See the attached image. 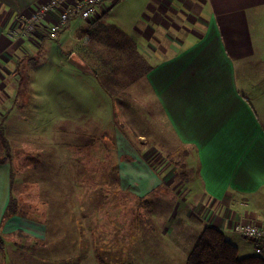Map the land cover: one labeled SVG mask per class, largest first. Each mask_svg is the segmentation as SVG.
<instances>
[{
    "label": "crops",
    "instance_id": "0c3cea01",
    "mask_svg": "<svg viewBox=\"0 0 264 264\" xmlns=\"http://www.w3.org/2000/svg\"><path fill=\"white\" fill-rule=\"evenodd\" d=\"M46 1L0 0V110L9 107L11 90H19L14 78L20 63L35 60L29 57L31 49L46 48L59 54L73 41L70 58L74 55L81 68L92 71L100 83L101 74L96 75V70L104 76L109 71L115 75L113 69L126 63V57L119 60V55L132 49L151 70L119 95L101 86L117 101L119 110H134L137 100L150 95L155 108L150 114L144 110L142 116L146 137L151 132L153 138L142 143L145 154L132 138L123 135L128 145L124 156L119 154L118 172L107 177L99 172L75 175L83 180L117 181V190L88 183V188L80 184L74 187L82 188L55 193L65 197L60 202L68 207L82 206L78 220L88 228L87 235L85 227L75 234L68 221H55L54 209L50 232L47 224L27 220L19 213L7 216L11 178L8 169L0 171V177L7 178L0 202V238L5 245L0 264H57V251L79 237L89 243L91 234L112 235L101 244L110 247L108 253L116 255V264H187L206 226L221 229L230 241L232 236L240 237L233 230L234 222H264V0H106L92 20L71 17L56 39L45 30L55 14L28 37L10 38L9 29H19L23 19ZM107 28L114 31L115 38L105 32ZM49 41L53 42L47 44ZM142 81L140 89L134 88ZM57 100L52 94L53 108L71 107ZM79 105L86 109L83 103ZM167 132L178 139L171 150L163 144L170 139ZM115 147L120 149V143ZM122 157L127 171L121 166ZM190 159L194 170H190ZM195 178L199 190L190 182ZM161 186L176 191L180 200L175 203L183 206L182 212L163 213L155 208L122 211L126 204L120 198L122 193L142 201ZM78 195L80 199H72ZM93 196L96 198H90ZM107 204L115 208L110 220L103 212ZM240 238L234 244L243 254L254 251L258 255L252 241Z\"/></svg>",
    "mask_w": 264,
    "mask_h": 264
},
{
    "label": "rangeland",
    "instance_id": "374dc122",
    "mask_svg": "<svg viewBox=\"0 0 264 264\" xmlns=\"http://www.w3.org/2000/svg\"><path fill=\"white\" fill-rule=\"evenodd\" d=\"M105 32L113 38L116 37L111 28H107ZM51 42L53 41L47 44ZM82 42H86V39ZM74 47L75 43L68 41L63 46L64 51H60L59 54L46 48L36 52L31 49L29 57H34L35 60L31 62L25 60L17 68L14 81L19 85V90L17 88L15 93L11 90L9 107L0 110V130L11 148L10 164H4L0 171L6 172L8 169L11 178L9 195L10 200L11 197L15 200L13 203L17 207L16 213L27 217V220L47 224L49 227L47 231L50 232L51 214L54 209L55 221H68L75 234L76 232L81 234L82 227H85V235H87L88 228L79 221L82 206L78 204L68 207L66 203L60 202L65 197L55 196V193L82 188L74 187L80 184H84V188L90 186L117 190L119 188L116 186L117 181L87 178L83 180L75 175L99 172L101 177H107L108 173L114 172L119 165V154L124 156L127 151L126 138H132V143L139 151L145 150L142 143L152 141L149 136L153 138V133L149 132V136L146 137L147 127L142 115L144 110L150 114L155 108V103L147 94L146 100L136 101L138 105L133 106L134 110H119L115 106L117 101L106 94L93 72L83 70L74 55L72 59L70 58L69 51ZM142 86L143 81L134 88L140 89ZM14 87L15 85L11 83V88ZM52 94H56L59 104L68 103L71 107L68 110L59 106L53 108L50 104ZM80 102L86 109H80ZM66 111L72 113L63 114ZM167 135L170 139L163 144L168 150L174 149L178 139L169 132ZM115 140L120 143V149L115 147ZM178 148L182 152L181 147ZM144 153L146 154V150ZM5 155L9 157L6 151L0 152V158ZM122 161L121 166L127 171L125 158L122 157ZM189 167L190 170H194L193 161ZM190 182L195 184V190L201 189L197 178ZM2 187L7 189L6 177H0V202ZM161 187L142 201H137L134 195L132 197L122 193L120 198L126 201L125 206L121 207L122 211L134 213L155 208L163 213L182 212L183 206L175 203L180 200L176 191ZM183 196L185 195L182 194L181 197ZM80 198L81 195L72 196L75 200ZM10 200H7L6 205H9ZM114 210L115 208L108 204L103 208L106 220L113 218L110 212ZM134 218L146 219L142 216L138 218L136 215ZM180 219L181 216L178 215L176 220L180 221ZM64 230L61 229L63 234ZM179 230L185 231V229ZM69 232L71 235V229ZM197 234L198 230H196ZM110 237L111 234L104 238L91 234L89 243L79 237L74 243H69L64 249L56 252L57 264H100L101 262L116 264V255L108 253L110 250L108 245L101 244V242L107 243ZM240 237L232 236L230 241L237 243L242 240ZM238 249L241 257L256 254L254 251L243 254L239 247Z\"/></svg>",
    "mask_w": 264,
    "mask_h": 264
},
{
    "label": "trees",
    "instance_id": "16d2710c",
    "mask_svg": "<svg viewBox=\"0 0 264 264\" xmlns=\"http://www.w3.org/2000/svg\"><path fill=\"white\" fill-rule=\"evenodd\" d=\"M130 44H132L131 41ZM123 56L126 57V63L113 69V72H116L115 75L111 71L106 76L102 74L103 72H98V70L95 72L96 75L101 74L102 86L108 93L113 95H119L121 91L125 90L131 83L145 76L152 68L147 61L137 53L135 54L132 49H128L124 54L119 55V60H122ZM4 151L9 154V157L6 155L5 157H1L0 165L10 164L11 157L10 143L5 140L0 130V152L4 153ZM179 159L181 163L183 158L179 157ZM180 163L178 164L177 162L178 166L184 168L185 164ZM118 170V166H116L115 171L118 172ZM13 202L15 200L11 197L6 211L7 216L16 214L17 207ZM4 247V241L0 238V252H3ZM187 264H264V256L260 254L239 256L238 247L227 239L224 231L215 226H206L197 239L188 257Z\"/></svg>",
    "mask_w": 264,
    "mask_h": 264
},
{
    "label": "built area",
    "instance_id": "2783aa9c",
    "mask_svg": "<svg viewBox=\"0 0 264 264\" xmlns=\"http://www.w3.org/2000/svg\"><path fill=\"white\" fill-rule=\"evenodd\" d=\"M106 0H49L38 4L37 9L23 19L19 29L11 28L8 35L12 39L18 40L21 36L28 37L36 31L44 19L55 14L49 26L46 25L47 35L56 39L59 31L68 23L71 17H78L83 20H92L98 8ZM234 232L252 241L255 244L256 252L260 255L264 253V222L236 221L233 224Z\"/></svg>",
    "mask_w": 264,
    "mask_h": 264
}]
</instances>
